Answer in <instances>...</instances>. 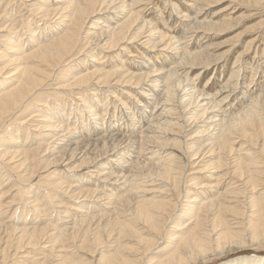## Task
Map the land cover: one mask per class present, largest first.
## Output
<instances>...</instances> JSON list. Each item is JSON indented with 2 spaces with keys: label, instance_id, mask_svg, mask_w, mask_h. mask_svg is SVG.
Segmentation results:
<instances>
[{
  "label": "bare ground",
  "instance_id": "obj_1",
  "mask_svg": "<svg viewBox=\"0 0 264 264\" xmlns=\"http://www.w3.org/2000/svg\"><path fill=\"white\" fill-rule=\"evenodd\" d=\"M18 1L17 6H34L32 11L46 23L39 33L34 26L30 29L35 20L27 23L29 32L23 31L6 25L7 13L0 12V59L5 60H0V143L7 141L0 157L22 170L15 175L17 181L33 183L38 178L40 187L51 191L42 193L46 200L40 206L39 187L33 194L27 189L32 196L21 209L29 217L25 220L21 215L5 220L6 201L2 204L0 199V264H264V90L256 83L258 96L253 86L245 87V99L233 94L240 89L239 71L244 68L231 73L223 68L227 60L220 48L227 40L208 39L200 45L173 35L182 21L217 34L229 31L227 19H199L202 6L224 0H175L179 11L180 5H187L176 23L170 21L173 12L154 23L144 15L146 0ZM13 2L3 5L14 10ZM193 7L196 13L188 14ZM13 19L11 23H17ZM206 37L204 33L198 41ZM137 40H142L143 49L147 46L143 63L125 70L121 67L135 65L138 54L132 49L138 47ZM252 41L238 57L248 53ZM210 68L212 74L200 76ZM112 81L115 86L135 83L140 92L133 91L138 103H127L128 112L125 107V113L116 110L106 118L110 104L100 105L114 92ZM101 84L108 94H102ZM116 97L122 100L119 93ZM67 102L74 105L70 113H65ZM70 120L80 127L69 126ZM31 121L41 137L38 143L36 133H31L34 140H28L30 132L22 133ZM192 133L196 136L185 140ZM182 134L186 135L178 136ZM58 140L61 144L55 145ZM113 154L117 155L110 159ZM48 172V182L41 181ZM8 187L1 198L11 191ZM58 189L61 193L56 195ZM182 194L184 205L178 203L183 208L175 215L176 199ZM50 200L57 208H67L58 210L54 220L48 218L51 213L45 214ZM62 212L69 213L68 218ZM35 214L38 222H29Z\"/></svg>",
  "mask_w": 264,
  "mask_h": 264
},
{
  "label": "rangeland",
  "instance_id": "obj_2",
  "mask_svg": "<svg viewBox=\"0 0 264 264\" xmlns=\"http://www.w3.org/2000/svg\"><path fill=\"white\" fill-rule=\"evenodd\" d=\"M2 1V2H1ZM8 2V0H0V5H1V3H2V7L0 8V12H2V10L3 9H5V11L3 12V14L4 13H7V14H4V16H5V18H7L8 19V22L6 23V25H8V23H10L9 25H12V24H15V25H12V26H14V27H17L19 30L21 29V30H23V31H26V29L28 30V32H29V27L31 26V24H30V26H28L27 25V23H29V22H31V21H34L35 20V24L33 25L32 24V26L30 27V29H32V27L34 26V28L32 29V30H34V31H36V32H38L39 33V27H43V24L44 23H46V20H43V19H41V16L40 15H38L37 14V11H32V10H34V6H28V7H26V6H24V5H19V6H17L18 5V3H19V1L17 0H14V2H15V4H14V2H13V5H15L14 7H16V8H14V10H11L12 8V6L11 5H9V6H7V7H5L6 5H7V3L5 4V2ZM167 1V2H166ZM33 2V0L31 1V3ZM145 2H147V3H145ZM144 3L146 4V6L144 7V15L145 16H147L148 18H154V20H153V22L154 23H158L157 22V19H158V17L160 18V17H162V19L164 20L167 16V14H169V12H173V17H175L174 19H171L170 21L173 23H176V22H181V20L182 19H179V21L178 20H176V22H175V19L178 17V16H180V15H182L183 13H185V12H183V11H185V7L187 6V5H185V4H182V5H180L179 6V8H180V11H179V9H177L176 7H174V4H175V0L173 1H171L170 2V0H165V1H162V0H146ZM162 2V3H161ZM166 2V3H165ZM168 2H169V5H168ZM173 2H174V4H173ZM254 2V3H253ZM3 3H4V5H3ZM258 3V4H257ZM257 3H256V1L255 0H224L223 2H221V3H219V4H213V5H210V6H206L205 7V5L204 6H202V8H203V13L201 14V17L199 18L200 20H205L206 22H208V21H218V22H224L226 19H227V21H229V23H230V25H231V29L229 30V31H225V32H221V33H219V34H217L216 32H213V31H208V30H205L204 29V27H200L199 25H198V23L197 24H195L194 26H192V24H193V22L191 23L190 21H188L187 23H185L184 21H182V24H180L178 27H177V25H175V28L177 27L178 28V30H177V28L176 29H174V26H173V29L174 30H176V31H174V30H172V32H173V35L175 36V39L176 40H178V39H180L181 41H185V42H188L189 40L190 41H197L200 45L201 44H206L209 40H214V41H216V42H218V43H223V42H225L226 40H227V44H225V45H223V47H221L220 49V52L222 53V51H223V53L225 54L224 56L225 57H223L222 59L224 60V59H226L227 60V62L225 63V64H223V68L226 70V68L227 69H229V72H227V73H231V72H233V71H235V70H239L240 68H244V70H242V69H240V77L241 78H239V87H240V89L239 88H237L236 89V91L234 90V92H233V90H232V86H230L228 89H229V93H230V91H231V94H232V92H233V94L235 93V95L237 94L239 97L241 96V97H244V95H243V93L245 92H247V90H249L250 88H253L254 87V93L255 94H253V95H255V96H258V91H259V86L258 87H256L257 85H256V83L258 84H260V87H261V89L262 90H264V75H263V73H264V0H257ZM144 4V5H145ZM150 4V5H149ZM151 4H153V5H151ZM159 4V5H158ZM156 5V6H155ZM157 5L159 6L158 8H157ZM160 5H162V6H160ZM3 6H4V8H3ZM170 6L172 7V8H170ZM29 7H31V8H29ZM147 7V8H146ZM154 7H155V9H156V11L159 9V8H161V9H159V11H155V9H154ZM164 7V8H163ZM184 7V8H183ZM213 7V8H212ZM149 8H151V9H149ZM166 8V9H165ZM22 9V10H21ZM169 9V10H168ZM173 9V10H172ZM174 9H175V11H174ZM177 9V10H176ZM208 9V10H207ZM11 10V11H10ZM28 10V11H27ZM152 10V11H151ZM154 10V11H153ZM165 10V11H164ZM10 11V12H9ZM18 11H19V13H18ZM22 13H21V12ZM168 11V12H167ZM177 11V12H176ZM192 11V12H191ZM196 11L197 10H195V7H193V8H191V10L189 11V12H187L188 14H191V15H193V14H195L196 13ZM205 11H206V14H205ZM32 12V13H31ZM160 12V13H159ZM183 12V13H182ZM9 13V14H8ZM11 13V14H10ZM13 13V14H12ZM25 13V14H24ZM147 13V14H146ZM156 13V14H155ZM177 13H178V15H177ZM14 14H16L15 15V18H14ZM18 14H20V15H18ZM37 14V15H36ZM149 14V15H148ZM7 15V16H6ZM23 15H25V17L27 18L28 17V19H24V16ZM33 15V16H32ZM151 15V16H150ZM158 15V16H157ZM177 15V16H176ZM205 15H207V16H205ZM220 15V16H219ZM12 16V17H11ZM20 16V17H19ZM21 16H23V17H21ZM35 16V17H34ZM155 16V17H154ZM166 16V17H165ZM10 19H9V18ZM19 17V18H18ZM39 17V18H38ZM14 18V19H13ZM22 18H23V20H22ZM152 18V19H153ZM180 18V17H179ZM204 18V19H203ZM11 19H13L14 21H15V19H16V22L17 23H19V24H17V23H11ZM23 21V23L21 22V20ZM37 19V20H36ZM12 20V21H13ZM18 20V21H17ZM25 20V21H24ZM40 20V21H39ZM49 20V19H48ZM47 20V21H48ZM161 20V19H160ZM20 21V22H19ZM54 21H52V23H53ZM190 22V23H189ZM20 23H22V24H20ZM24 23H26V24H24ZM41 24V25H40ZM260 24V25H259ZM21 25V26H20ZM23 25H25L27 28H25V26H23ZM62 25V24H61ZM159 25H161V22L159 23ZM158 25V26H159ZM172 25H174V24H172ZM186 26V27H185ZM38 27V30L36 29ZM62 27V26H61ZM161 27V26H160ZM185 27V28H184ZM199 27V28H198ZM197 28V29H196ZM25 29V30H24ZM57 29H60V26L57 28ZM189 29H191V30H189ZM180 30V31H179ZM22 31V32H23ZM43 31V29L41 30V32ZM183 31V32H182ZM192 31V32H191ZM9 32H11V34H12V32H14V30H10ZM21 32V33H22ZM178 32V33H177ZM180 32H182V33H180ZM262 32V33H261ZM206 34L207 35V37L206 38H204L203 39V41H202V43L200 42V41H198V39H199V37L201 36V35H203V34ZM172 35V34H171ZM179 35V36H178ZM181 36H183V37H181ZM192 36V37H191ZM258 36H259V38H258ZM3 39V43H4V37H2ZM185 38V39H184ZM262 38V39H261ZM209 39V40H208ZM0 40H1V37H0ZM175 40V41H176ZM179 40V41H180ZM253 40V41H252ZM179 41H178V44H179ZM250 41H252L253 42V45H252V47H251V49L248 51V53H246V54H244L243 55V57L242 58H240V57H238L239 55V53H241V52H243V51H245V48H246V46H247V44L246 43H248V42H250ZM261 41V42H260ZM142 42V40H137V43L139 44L138 45V47L140 48V43ZM236 43V44H235ZM256 43V44H255ZM233 44V45H232ZM238 44V45H237ZM262 44V45H261ZM231 45V46H230ZM258 45V46H257ZM260 45V46H259ZM4 46V45H3ZM234 46V47H233ZM138 47L137 48H134V49H132L133 50V53L136 55V54H138V55H136V58H134V61H135V65L134 64H130V65H132V66H130L129 64H127V65H124V67H121V68H123V69H125V70H127L128 69V71H131V70H135V69H137V66L139 65V64H141V62L143 63V60H144V58L142 57L143 55H142V52L143 53H146L147 51H145V50H147L146 49V45L144 46V49H143V46L141 45V47L142 48H140L139 49V51L141 52V54H140V52L138 51V50H135V49H138ZM262 49H261V48ZM253 48V49H252ZM141 49H142V51H141ZM228 49V50H227ZM230 49V50H229ZM257 49L259 50V51H257ZM108 50V49H107ZM261 50H263V51H261ZM254 51V52H253ZM257 51V52H256ZM261 51V53H259ZM138 52V53H137ZM232 52V53H231ZM9 53V52H8ZM256 55H255V54ZM259 53V54H258ZM230 54V55H229ZM260 55V56H258V55ZM82 55V53H80V54H78V56H81ZM234 55V56H233ZM247 55V56H246ZM262 55V56H261ZM137 56H138V58H137ZM140 56H141V59L142 60H140ZM232 56V57H231ZM258 58V57H260V58H256V57ZM148 57H149V54H148ZM229 57V58H228ZM12 58H14V57H12ZM235 58H237V59H235ZM105 59V58H104ZM104 59H102V60H104ZM135 59H137V60H135ZM222 59H221V61H222ZM241 59V60H240ZM253 59V60H252ZM0 60H4V59H0ZM102 60H101V62H102ZM139 60V62H137ZM229 60H231L230 62H229ZM5 61V60H4ZM234 63H233V62ZM242 61V62H241ZM2 62L3 61H0V67H2L3 66V64H2ZM100 62V61H99ZM130 62V61H129ZM231 62H232V64H231ZM252 62H253V65H252ZM247 63V64H246ZM261 63V64H260ZM137 64V65H136ZM220 64V63H219ZM239 64V65H238ZM243 64V65H242ZM259 64H260V66H259ZM263 64V65H262ZM227 65H232L231 67L230 66H227ZM246 65V66H245ZM249 65V66H248ZM15 66V64L14 65H12L11 67H12V69H13V67ZM245 66V67H244ZM263 68H262V67ZM11 67L8 69V70H10L11 69ZM226 67V68H225ZM120 68V69H121ZM212 68V67H211ZM211 68L207 71V72H205L206 74H204V72H202L201 74H200V76H202V77H207V76H209L210 74H212L211 72H212V70H211ZM231 68V69H230ZM234 68V69H233ZM236 68V69H235ZM246 68V69H245ZM247 68H249V69H247ZM251 68V69H250ZM94 69V67L92 68V70ZM194 70H196V69H194ZM232 70V71H231ZM249 70H250V73H249ZM252 70V71H251ZM244 71V72H243ZM246 71H247V73H246ZM258 71V72H257ZM261 71H263V72H261ZM122 72V71H121ZM190 72H191V75L192 76H194L195 75V71L192 73V69L190 70ZM244 73V75H242ZM252 74V75H251ZM1 75H3L2 76V78L3 77H5V75H7V73L6 74H1ZM246 75V76H245ZM248 75V76H247ZM255 75H257V76H255ZM212 76V75H211ZM215 74H213V76L211 77V80H213V79H215ZM252 76V77H251ZM243 77L245 78V80L247 79V85H246V83H243L244 82V80H242L243 79ZM249 77V78H248ZM256 79H255V78ZM262 77V78H261ZM227 78V77H226ZM252 78V79H251ZM254 78V79H253ZM237 79V78H236ZM236 79L235 78H233V82L234 83H236L235 81H236ZM249 79V80H248ZM210 80V81H211ZM263 80V81H262ZM115 81V80H114ZM114 81H112V86L113 87H111L110 88V90L111 91H114V92H112V93H110L109 94V97H108V100L105 102V103H103L102 104V106L100 105V108H104L105 106L104 105H106V106H109L108 104H110V106H109V108H108V110H107V114L105 115V117L107 116V117H109V116H111V115H115L116 113H120L121 111H122V113L124 112H126L128 109H129V107H130V105L132 106V105H134V104H137L138 102V100L137 99H135V98H133V95H132V93H134L135 91H137V92H140V85H135V83H130V84H126V86H125V83H123V84H121L120 86L119 85H116L115 86V82ZM225 81H226V79H225ZM232 81V80H231ZM254 81V82H253ZM255 81H258V82H255ZM212 82V81H211ZM147 83H148V81H147ZM250 83V84H249ZM251 83H254V84H251ZM114 84V85H113ZM134 85V86H133ZM242 85H244V86H242ZM249 85V86H248ZM250 85H251V87H250ZM262 85V86H261ZM100 86H103V87H101V88H103V91H102V94L104 95V94H108L109 92H105V88H106V86L103 84H101ZM131 88H130V87ZM242 86V87H241ZM253 86V87H252ZM245 87H246V89H245ZM127 88H130L129 90L131 91V93H129L130 91L129 90H126ZM242 88L244 89V90H242ZM86 89V88H85ZM133 89H136V90H133ZM239 90V91H238ZM134 91V92H133ZM147 91V90H146ZM90 93H91V91H89ZM238 92V93H237ZM264 92V91H263ZM89 93V94H90ZM120 94V97H121V99L123 100V98H124V100L122 101V100H120V101H118L119 99H117V97H116V94ZM45 94V91H43L42 92V96ZM144 94V93H143ZM233 94H232V96H233ZM240 94V95H239ZM157 95V94H156ZM91 96V95H90ZM157 96H159V95H157ZM116 97V98H115ZM156 97V96H155ZM117 99V100H116ZM126 99V100H125ZM229 99H231V98H229ZM227 100L228 102L230 101V100ZM244 99H245V97H244ZM113 100H116V103H118L119 105H117L118 106V108L117 109H115V107H114V105H112V104H114L113 103ZM110 101H112L111 103H110ZM124 101H125V103H124ZM127 101V102H126ZM132 101V102H131ZM239 101V100H238ZM69 102H71V101H69ZM132 104H131V103ZM136 102V103H135ZM76 103H78V106H81V103L79 102V101H77L76 100ZM122 105H121V104ZM124 103V104H123ZM128 103V104H127ZM63 104H65V103H63ZM129 106L128 108H127V105ZM66 105H67V107H66ZM66 105H64L63 107H66V111H65V113H67V111L70 113V112H72V109L74 110V105H69L68 104V102H67V104ZM123 105H125V106H123ZM235 105H237V101H236V104ZM247 105V104H246ZM245 105V106H246ZM69 106V107H68ZM62 107V108H63ZM119 107H121V109L119 108ZM127 109H126V108ZM83 108V107H82ZM124 108H125V110H124ZM227 108H230V106H227ZM70 110V111H69ZM117 110V111H116ZM121 110V111H120ZM259 110V109H258ZM41 111H42V108H41ZM114 111H116V113L114 112ZM120 111V112H119ZM101 112H102V114L104 113V110H101ZM128 112V111H127ZM36 114L38 113V112H35ZM112 113V114H111ZM261 113H263V116H264V112H261ZM34 114V113H33ZM32 115V114H31ZM31 115L30 116H28V117H31ZM74 115V114H73ZM125 115V114H124ZM106 117V118H107ZM175 117V116H174ZM71 122V123H70ZM70 122H69V126H74V127H72V128H75L76 126L77 127H80V125H79V122H76V124L74 125L72 122H74V120H70ZM29 124H35V122L34 123H32V121H31V123H29ZM28 123H26V124H22L21 125V127L22 128H24V127H27L28 125H29ZM204 125H201L202 126V128H203V126H206L205 124L206 123H203ZM27 125V126H26ZM13 130H14V132L16 131V133H17V129L15 130V129H12V131L11 132H13ZM30 132V137H29V139L28 140H31V139H33V137H32V134H34L35 135V133H36V135H37V133H38V131H37V128H35V127H33V125L31 126V127H29V129L26 131V128L25 129H23V131H22V133H23V135L26 133V135H27V133H29ZM32 133V134H31ZM195 133H192V135H188L186 138H185V140H187L188 138H189V136H190V138H191V136L193 137V136H196V134L194 135ZM26 135H24V136H26ZM98 134H96V135H93V136H88V135H84L83 137H86V136H88V137H90V138H94V137H96ZM183 135H186V134H182V135H178L179 137H181V136H183ZM184 137V136H183ZM41 137L39 136V135H37L36 137L34 136V139H35V141H37L36 143H38V139H40ZM197 138V137H196ZM199 138V137H198ZM33 139V140H34ZM189 140H191V139H188L187 141H189ZM5 142V143H4ZM2 141V143H0V151L1 150H3L5 147H6V142L7 141ZM27 142H29V141H27ZM58 142H59V140H58ZM32 143V142H31ZM1 144H3V145H1ZM61 144V142H59V143H55V145H60ZM54 147H56V146H54ZM63 147H65V145L64 146H62V148ZM193 149V148H192ZM191 149V150H192ZM191 152V151H190ZM52 155L51 156H53V155H57V153H51ZM186 154L187 153H184V152H182L181 153V157H183V158H185L186 160H187V156H186ZM117 154H113V155H111L109 158L110 159H112V158H114L115 156H116ZM201 158V157H200ZM200 158H198V159H195L196 161H198ZM2 158L0 157V160H1ZM187 163H189L188 162V160L186 161ZM0 167H1V169H0V178L1 177H3L4 179H2V180H0V199L3 201L2 202V204H3V212L5 211L6 213H5V220H8L9 218H12L13 220H16V218H19L20 217V215H21V217L23 218V220H25V219H29V217H24V215H26L27 213H26V211H25V213L22 211L23 209H24V207H25V205L28 203L29 204V202H27V201H29V200H31V199H29V200H25V198H27L28 196H30L31 194H26V192L28 191L27 189H29V191L33 194V192L34 191H36L37 190V188L39 187V190H37V191H42L41 192V195H39L40 197L38 198V200H40L39 202V204L38 205H40V206H42L41 204H43V203H45L44 201L46 200V199H42L44 196H43V192H45L46 190H48V191H51V190H49L50 188H48V187H46L45 185V187L43 186L42 188L40 187V183H39V181L40 180H38L37 181V179L38 178H36L35 180H33V183H31L32 181H30V182H28L27 180H20V181H17V179H16V177H15V175L17 174V173H21V169H17L18 170V172H17V170L14 168L15 166V164H11L12 162H9V161H7V162H5V161H3V160H1L0 161ZM9 163H10V165H9ZM5 164V165H4ZM188 165V164H187ZM4 166V167H3ZM5 166H6V168H5ZM14 166V167H13ZM3 168V169H2ZM54 168V167H53ZM53 168L50 170V172H52L53 171ZM15 169V170H14ZM9 170V172H7ZM11 170V171H10ZM3 171H4V173H3ZM192 171H194V170H191V171H188V172H192ZM6 172H7V174H6ZM12 172V173H11ZM13 172H14V174H13ZM40 172H41V170H40ZM50 172H48V173H44L43 175H42V177L43 178H41L42 180L41 181H43V182H45V181H47V178L46 177H48V180L50 179V177H51V173ZM23 173V172H22ZM50 173V174H49ZM6 175V176H4V175ZM9 174V175H8ZM11 174V175H10ZM49 174V175H48ZM190 174V173H189ZM45 177V178H44ZM10 178V179H9ZM16 179V182L14 181L15 179ZM23 178V177H22ZM8 181H7V180ZM6 180V181H5ZM5 181V182H4ZM7 182V183H6ZM12 182H14V183H12ZM48 182V181H47ZM10 183V184H9ZM21 185H19V184ZM29 183V184H28ZM36 183V184H35ZM3 184V185H2ZM4 184L6 185L7 184V186L5 187L4 186ZM18 184V185H17ZM23 184V185H22ZM26 185V186H25ZM32 185H34V186H32ZM9 186V187H8ZM10 186H12V187H10ZM20 186V187H19ZM31 188H30V187ZM38 186V187H37ZM7 187H8V189L10 188V190L11 191H8V193H6V195H3V197L1 198V195H2V193H3V191H5V189L7 190ZM18 187V188H17ZM23 189H22V188ZM25 187H28V188H25ZM36 188V189H35ZM48 188V189H47ZM43 189V190H42ZM16 190V191H15ZM24 190V191H23ZM59 190V191H58ZM58 190H56L55 192H56V195L57 194H60L61 193V190L60 189H58ZM23 191V192H22ZM11 192V193H10ZM18 192V193H17ZM11 194V195H10ZM20 196H19V195ZM26 194V195H25ZM192 194V193H191ZM63 195V194H62ZM32 196V195H31ZM10 198H11V200L14 202H11L10 201ZM14 198V199H13ZM19 198V199H18ZM181 198V199H180ZM180 198L178 199H176V200H178L177 201V204L178 203H180V205H184L183 203H181L182 201L181 200H184V199H182L183 198V194L180 196ZM9 201L11 202V203H9ZM16 201V202H15ZM181 201V202H180ZM38 202V201H37ZM19 205H18V204ZM23 205H22V204ZM26 203V204H25ZM54 202H52L51 200H50V203L48 204V206L49 205H51L50 206V208L49 209H51V210H47L46 211V215L47 214H50L51 213V217H48V218H50V219H52V220H54L55 218V213L56 212H58V210H64V209H67L66 207L64 208H60V207H58V208H60V209H58L57 207H55V205L53 204ZM5 204H8V205H5ZM10 204V205H9ZM25 204V205H24ZM27 204V205H28ZM14 205H16V206H14ZM179 204L177 205V207L179 208V209H176L175 210V215H176V213H178L179 214V212H180V209H182L183 207L182 206H180ZM7 206H10L9 208H5L4 209V207H7ZM21 208H20V207ZM30 206V205H29ZM28 206V207H29ZM36 206V205H35ZM57 206V205H56ZM13 207V208H12ZM15 207H17V208H15ZM27 207V206H26ZM34 207V206H33ZM55 207V208H54ZM91 206H89V210H91V208H90ZM20 208V209H19ZM52 208L54 209V211L52 210ZM72 208L73 207H69V209H70V212L72 213V214H74L75 212H74V210H72ZM13 209V210H12ZM18 209V210H17ZM22 209V210H21ZM85 209H87V207L86 208H83V210H84V212L83 213H86V211H85ZM15 210H17V212L15 213ZM72 210V211H71ZM13 211V212H12ZM19 211H21V212H19ZM54 214H53V213ZM15 213V214H14ZM64 213V215H62ZM9 214H11V215H9ZM13 214V215H12ZM17 214H19L18 216H17ZM44 213L42 214V216H40L41 214H40V212H38L37 213V215L39 216V217H42L44 220L45 219H48L47 218V216L45 215ZM52 214H53V216H52ZM62 216H64L65 218H68L67 216H65V214H67V215H69V213H66V212H62ZM177 214V215H178ZM36 214L34 215V216H32L33 218H31L30 220H29V222H34V221H36V222H38V220L39 219H37L36 218V216H37ZM45 217H44V216ZM22 218H20V219H22ZM64 220V219H63ZM65 220H68V219H65ZM61 222V221H60ZM170 222H168V225L170 226V224H169ZM54 232L56 233V230H54ZM53 232V233H54ZM51 233V232H50Z\"/></svg>",
  "mask_w": 264,
  "mask_h": 264
}]
</instances>
